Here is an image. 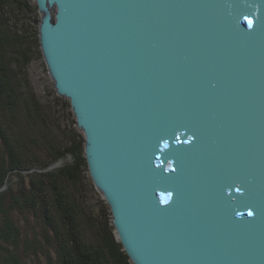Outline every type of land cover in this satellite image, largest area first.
Instances as JSON below:
<instances>
[{
	"label": "water",
	"instance_id": "obj_1",
	"mask_svg": "<svg viewBox=\"0 0 264 264\" xmlns=\"http://www.w3.org/2000/svg\"><path fill=\"white\" fill-rule=\"evenodd\" d=\"M34 1L131 262L264 264V0Z\"/></svg>",
	"mask_w": 264,
	"mask_h": 264
},
{
	"label": "trees",
	"instance_id": "obj_2",
	"mask_svg": "<svg viewBox=\"0 0 264 264\" xmlns=\"http://www.w3.org/2000/svg\"><path fill=\"white\" fill-rule=\"evenodd\" d=\"M15 5L23 12L34 10L27 0H0V264H34L37 248L43 255L48 249L52 258L47 264H133L115 236L105 200L96 210L89 204L88 188L94 185L83 136L72 127L57 132L59 124L48 114L51 106H43L33 94L26 99L17 90L9 67L15 57L10 53L13 45L28 37L8 25L7 12H14ZM65 105L70 107L68 100ZM11 124L22 126V135L45 154L31 157L19 151L31 145L14 128L12 132ZM23 170L30 175L28 184L23 182ZM10 177L16 179L15 185L7 182ZM25 212L43 227L30 232L35 244L28 242V234L20 227L27 218L15 217Z\"/></svg>",
	"mask_w": 264,
	"mask_h": 264
},
{
	"label": "rangeland",
	"instance_id": "obj_3",
	"mask_svg": "<svg viewBox=\"0 0 264 264\" xmlns=\"http://www.w3.org/2000/svg\"><path fill=\"white\" fill-rule=\"evenodd\" d=\"M27 2L29 6L34 9L33 12H23L22 10L18 9L16 5L13 6V8L15 9L14 12H7V17L9 20L8 25H10V28L18 31L21 34H25L28 37V39L24 43L13 45V52L10 53V56L15 57V60H9V67L12 69V71H14L13 76L15 84L17 86V90L22 95V97H26V99L27 96L33 94L43 106H47V104L51 106L48 114L50 116L53 115L57 120V123L59 124V128L56 129L57 132H61L63 129L67 130L68 127H72L76 132L80 133L81 136H83L82 132L76 127L75 123L71 122L72 119H74V115L71 111V108L65 105L68 99L58 95L54 88L53 81L50 77L46 63L40 51L39 41H34V36H37L41 14L37 9L34 0H27ZM18 51H20L21 53H18ZM9 119L11 120V118ZM11 127L12 132L14 128V133H16L18 137L21 136L24 137L23 139H27L25 135H22V133H24L23 129L20 130L22 126L19 127L11 124ZM35 137H38V135H35ZM28 141L31 145V148L29 144L28 148L23 147L20 150L18 148V150L22 151L24 155H26L27 153L28 156L31 157H40L45 154V152L42 151L43 148L41 146L36 145L30 139ZM59 163H57L55 166L59 165ZM52 167L53 166H50L48 168L51 169ZM21 173L22 177L24 178L23 182H26L28 184L30 175H27V172L24 170ZM15 180L16 179L10 177L8 178L7 182L15 185ZM88 198L89 204H91L90 206H93L92 208L96 210L100 207L99 203L103 197L95 187L91 186V188H88ZM28 216L29 214L25 212L21 215L17 214L15 217L17 220L19 219V217L27 218L25 219V224H20V227L23 232L28 234V242L33 243L31 241L32 232L34 234L36 231L42 230L41 228L43 227L42 225H36V221ZM37 244L38 247L42 246L41 243V245L39 243ZM44 247L46 248L45 244ZM47 247L49 248V246ZM37 249V252H35V254L32 256L35 261L34 264H47V260L51 261L52 257L51 255H48V249L44 251L46 253L44 255L41 253L40 248ZM49 251L51 253V249ZM51 254L55 256L53 253Z\"/></svg>",
	"mask_w": 264,
	"mask_h": 264
}]
</instances>
